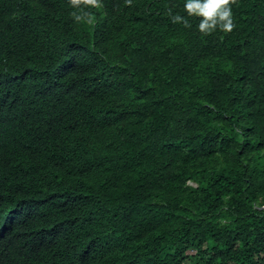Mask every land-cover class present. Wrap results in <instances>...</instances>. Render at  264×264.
<instances>
[{"label": "trees", "instance_id": "16d2710c", "mask_svg": "<svg viewBox=\"0 0 264 264\" xmlns=\"http://www.w3.org/2000/svg\"><path fill=\"white\" fill-rule=\"evenodd\" d=\"M185 2L0 0V264H264V0Z\"/></svg>", "mask_w": 264, "mask_h": 264}, {"label": "clouds", "instance_id": "9594fccd", "mask_svg": "<svg viewBox=\"0 0 264 264\" xmlns=\"http://www.w3.org/2000/svg\"><path fill=\"white\" fill-rule=\"evenodd\" d=\"M85 4L97 5L98 0H83ZM81 0H72L73 6H78ZM130 3V0H126ZM184 8L189 16L202 17L198 29L200 32L208 34L214 31L217 27L223 31L230 32L233 27L232 9L230 0H186ZM80 20V16H76ZM174 21L181 20L180 16H175ZM61 103L65 102V98L57 96ZM2 255V254H1Z\"/></svg>", "mask_w": 264, "mask_h": 264}]
</instances>
